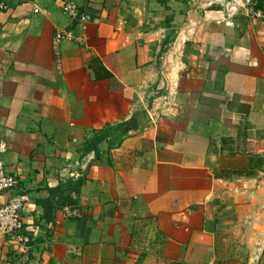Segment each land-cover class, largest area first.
Returning <instances> with one entry per match:
<instances>
[{
  "label": "crops",
  "instance_id": "obj_1",
  "mask_svg": "<svg viewBox=\"0 0 264 264\" xmlns=\"http://www.w3.org/2000/svg\"><path fill=\"white\" fill-rule=\"evenodd\" d=\"M5 2L0 264H264V0Z\"/></svg>",
  "mask_w": 264,
  "mask_h": 264
},
{
  "label": "built area",
  "instance_id": "obj_2",
  "mask_svg": "<svg viewBox=\"0 0 264 264\" xmlns=\"http://www.w3.org/2000/svg\"><path fill=\"white\" fill-rule=\"evenodd\" d=\"M229 4L235 0H228ZM8 7L5 0H0V11L6 10ZM65 12L72 16H80L83 21H88L90 16L81 12L79 7L69 2L65 5ZM38 11V9H36ZM72 37L70 32L58 30L56 34V44L65 38ZM9 149L7 142L0 143V196L14 189L18 184L16 176L12 175L6 169V164L1 158ZM24 209V201L20 197L0 203V234L9 238L12 242L21 245L26 250L30 248L31 238L23 231L24 222L22 212Z\"/></svg>",
  "mask_w": 264,
  "mask_h": 264
}]
</instances>
